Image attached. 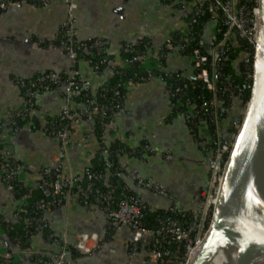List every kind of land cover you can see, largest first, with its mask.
I'll list each match as a JSON object with an SVG mask.
<instances>
[{
	"label": "crops",
	"instance_id": "obj_1",
	"mask_svg": "<svg viewBox=\"0 0 264 264\" xmlns=\"http://www.w3.org/2000/svg\"><path fill=\"white\" fill-rule=\"evenodd\" d=\"M74 1L76 37L79 40L105 39L106 53L113 59L112 65L120 66L127 65L120 57L122 42H135L144 37L156 53L160 47L166 48L171 35L186 33L194 3V0ZM64 18L65 9L61 3L45 7L22 3L0 11V143L7 156L21 163L18 177L26 186L36 187L39 171L59 152L58 139L45 133L43 127L56 118L65 105L62 85L39 91L34 108L13 134L6 127V118L24 106L16 79L32 78L49 70L68 77L74 69L75 63L56 44ZM214 33L215 22L207 20L201 29L202 40L208 43ZM76 65L80 79L87 82L91 90L102 85L112 73V65L96 72L82 58ZM164 70L180 72L185 79L195 77L192 57L178 50H171L166 55ZM125 89L123 105L112 115L103 134L106 142L118 141L124 149L119 156L120 180L151 209L169 206L182 211L197 209L208 187L209 151L198 146L181 112H172L162 79L153 77L144 82H129ZM71 107L79 110L85 105L72 99ZM92 123L86 117H77L71 122L68 163H64L62 169L65 175L71 173L81 177L97 152L99 144L91 129ZM224 128L221 122L222 132ZM202 133L199 131L198 136L203 137ZM141 141L152 150L140 148ZM136 148L140 150V156L135 153ZM167 153L172 155L171 159L166 158ZM133 174L153 181L161 189L138 185ZM21 200L0 181V221L11 219ZM44 218L59 241L47 242L41 233H37L30 249L56 252L62 241L74 248L85 238L88 247L98 241L96 250L77 257H72L68 251L69 264H155L150 246L153 235L143 236L138 250L130 254L131 230L112 229L109 233L108 219L103 212L97 207L82 205L75 197L45 211ZM2 237L6 236L0 224V248L6 253ZM14 250L11 248V252ZM0 264H33V260L29 256L20 259L19 263L0 259Z\"/></svg>",
	"mask_w": 264,
	"mask_h": 264
},
{
	"label": "built area",
	"instance_id": "obj_2",
	"mask_svg": "<svg viewBox=\"0 0 264 264\" xmlns=\"http://www.w3.org/2000/svg\"><path fill=\"white\" fill-rule=\"evenodd\" d=\"M248 2H252L248 5ZM22 3H30L35 7H45L53 3H61L65 9V18L60 26L61 36L57 39L56 44L60 46L74 64L80 58H78V50L82 48H94L98 53L103 51L105 48V41L101 38H87L82 42L75 41V29H74V10L76 9V3L74 0H0V11L6 10L10 7H16ZM208 15L209 20L214 22L221 21L225 26V32L223 33V40L214 43L212 40L208 42L210 45V54L213 57L211 63V70L205 67L207 61L206 56L202 55L198 49L193 50L194 68L197 69L196 78L199 79L205 86L206 89L211 91V98L203 99L200 108L207 115L210 123L215 128V138L211 142V138L199 137L196 141L198 146L203 151H209L210 157L208 158L207 165L209 168V181L208 187L212 190L214 184H218V181L223 173L224 166L227 162V158L237 131L239 129L241 120L238 118L233 128L234 132L230 133V137L223 135L221 130V118L218 112L219 109V98H216V91H219L215 85L216 80V69L214 63L219 57L225 59V48L224 39L231 36L232 34L237 35L240 39L246 41V48L244 50L243 62L246 66L244 73L243 85L236 84L233 87L229 83L223 86L224 92H230L233 100L238 99L244 89H248L249 92L252 86L253 80V62L255 56V50L258 41V20H259V7L258 0H194V3L190 9L188 16V30L189 25L195 23L201 16ZM235 28V30H232ZM188 31L182 33L185 38L184 41L189 39ZM213 39V38H212ZM205 43L200 38L199 44ZM207 43V42H206ZM166 48L170 50H181L184 48V44L181 41L176 45L168 39L166 42ZM122 51L130 56L132 61L143 60L146 61V57L143 53L138 52L134 49L132 43H125L122 46ZM216 55V59H215ZM126 60V59H125ZM99 62L105 64V66H111L113 59L106 53L99 55ZM128 61V60H126ZM99 62L93 63V68L97 69ZM147 62V61H146ZM140 65V64H139ZM159 77L164 80L163 76H158L148 71L147 80ZM16 83L20 88L21 94L24 98V106L20 111L15 114H11L10 117L6 118L7 122L15 123V117L24 118L29 115L35 105V96L40 89H56L62 85L64 89L65 105L59 111L57 115L58 123L56 126H50L46 128V133L49 136L55 137L59 141L60 149L54 159L49 165L44 166L39 171V180L36 183V187L39 189L41 197L37 200V209L42 212L47 211L50 206H60L65 201H69L72 197L84 206L97 207L103 214L110 220V225L113 229L117 230L120 228L130 229L132 234L128 245V251L130 254L136 252L139 248V242L143 236H155L162 233L169 234L174 240L178 242H184V247L189 248L192 243V232L195 231L194 222L197 220V210L194 209L190 213V224L187 229H184V221L180 218L167 217L161 222L158 229H151L142 226V219L144 216L143 204L141 199L138 197H123L118 201L114 202L109 192H103L99 187L94 184L95 180L102 179V174L89 173L86 177L85 184L80 180L79 177L73 176L71 173L64 174L62 169L64 163H68L67 148L69 144V134L71 122L77 117H86L89 121L94 122V112H99L101 116L107 114V109L102 106H93L92 110L88 107L75 110L71 107L72 95L81 91H90L87 82L80 79L79 72L76 68L72 69L69 76L62 80L61 76L54 71H47L37 74L32 78H18ZM128 82L126 81V84ZM125 84V85H126ZM168 97H174L176 93L180 91V87H167ZM114 95H119V90L115 89ZM220 92V91H219ZM250 94V93H249ZM248 101V100H247ZM247 101L244 103L247 104ZM121 104H116L113 107H122ZM193 106H191L192 108ZM13 115V116H12ZM181 115L185 120H189L192 111L181 112ZM206 123L207 120L205 119ZM205 135V134H204ZM211 145V147H209ZM145 150H152L148 145H144ZM103 153H107L103 150ZM139 153L140 150H139ZM167 159H171L170 153L166 154ZM21 169V163L9 162L7 155L0 143V181L6 185V187L14 191V185L12 181ZM132 178L138 185H141L150 189H161V187L153 181L147 180L141 177L139 174H133ZM106 183V181H104ZM177 207H173V211H176ZM19 218L18 213H14L11 219L17 220ZM23 222L29 223L34 222V229L37 233H41L46 227L47 223L43 218L27 219L23 218ZM203 224V223H202ZM86 239L82 238L78 241L77 246H74L81 254H90L96 250L98 241L96 240L92 247L86 246ZM67 242L62 241L59 249L56 252L51 251H40L34 249H20L15 248L11 253L29 255L32 258L33 264H69ZM170 251L161 248L154 249L152 257L155 264L164 263L165 257H169ZM10 256V253H3L0 248V259H6ZM177 264H182L179 261Z\"/></svg>",
	"mask_w": 264,
	"mask_h": 264
},
{
	"label": "trees",
	"instance_id": "obj_3",
	"mask_svg": "<svg viewBox=\"0 0 264 264\" xmlns=\"http://www.w3.org/2000/svg\"><path fill=\"white\" fill-rule=\"evenodd\" d=\"M252 2H248V5H251ZM209 20L208 15L201 16L195 23L189 25L188 36L189 39L184 41L185 38L180 33H175L169 37V40L173 45H176L181 41V44H184V48L178 51L183 54L190 55L192 57L193 65V50L198 49L200 53L206 56L207 61L205 62V67L208 71L211 70V63L213 62V57L211 56L209 50L210 45L208 43L199 44L201 38V29L203 24ZM225 26L221 23V21L215 22V33L212 41L217 43L223 40V33L225 32ZM58 36H61L60 28L58 32ZM58 37V39H59ZM96 38V37H91ZM100 38V37H97ZM103 39V38H102ZM86 40V39H85ZM105 40V39H103ZM75 41L82 42L84 40H79L75 36ZM125 43L130 42H122L120 47V57L124 58L127 61L126 66H120L117 64L112 65V73L110 77L93 90L90 91H81L72 95V99L78 103H82L85 107H88L92 110L93 106H104L107 109V114L105 116H101L99 112H94V122L92 123V131L95 135L99 148L93 158H91V163L87 165L84 169L83 174L80 180L85 184L86 177L89 173L102 174V179H97L94 181L96 187H99L101 191L109 192L113 201L116 202L120 198L123 197H138L141 199L134 191L129 189L124 185V182L120 180V168H119V156L121 152L124 150L122 145L119 144L118 141H108L106 142L104 139V130L106 124H108L112 115L119 110L120 107H111L116 104H123L124 94L126 92L125 84L126 81L129 82H144L147 81L148 71H151L155 75H160L164 77V83L166 87H180V91L176 93L174 97H170L171 109L172 112H190L192 111V115L189 120H185L188 124L189 130L194 135L197 140L200 136L199 131L203 132L201 136L203 138H211V142L214 140L215 136V128L212 123L208 120L207 115L200 108V104L203 99L211 98V91L205 88L204 84L196 78V76L192 79H185L182 77L180 72H168L164 70L165 66V58L166 55L171 51L170 49L160 47L156 53L153 48H150V42L147 38H140L138 41L131 42L134 49L138 52L143 53L147 57L146 61L137 60L132 61L130 56L125 54L122 51V46ZM247 44L244 39L238 38L235 34L224 39V48H225V59L221 57L214 63L216 69V85L218 90L220 91L219 97V109L218 112L220 114L221 122L225 123L226 119H228L229 112L234 109V105L240 103L244 105V103L249 98V90L244 89L242 95L233 100L231 98L230 92H224L223 86L229 83L231 87L236 84L243 85L244 81V73L246 71V66L243 62L244 50ZM153 50V51H152ZM152 51V52H151ZM106 54V47L103 48L101 53H98L94 48H82L78 50V58H82L87 61L91 67L93 63L99 62V55ZM140 64V65H139ZM76 63L73 68H76ZM103 68H105V64L99 62L97 69H92L96 72H100ZM50 71V70H49ZM47 72V71H44ZM195 75L197 73V69L194 68ZM39 74V73H38ZM36 76V75H35ZM62 80L67 78L66 75H60ZM48 89V88H45ZM119 90V95H114V90ZM40 89L39 91H41ZM38 91V92H39ZM37 92V93H38ZM35 106V105H34ZM191 106H193L191 108ZM16 112L12 113L15 114ZM11 115H9L10 117ZM13 116V115H12ZM28 117L26 115L24 118L15 117V123L7 122L6 127L8 131L13 134L16 132L26 121L25 118ZM207 120V123L205 121ZM49 123L43 127L44 132L46 133V128L50 126H56L58 123V119L53 118ZM2 124L0 123V130ZM235 130L233 126H229L225 124V128L223 129L224 133H233ZM205 134V135H204ZM201 138V137H200ZM143 147L145 145V141H141L140 143ZM211 147V145L209 146ZM103 150H106V155L103 154ZM136 150H138L136 148ZM133 153L132 151H130ZM138 152V153H137ZM137 156H140L139 150L135 151ZM9 162L20 163L19 161L13 159L11 156H7ZM106 181V183H104ZM12 184L14 185L13 195L16 199H23L20 202L18 208H15L14 213H18L19 218L17 220L12 219H4L0 221L1 227L3 228V233L7 237L13 248L27 249L31 248V242L33 236L37 234L34 229V222L25 223L23 222V218L34 219V218H44V212L37 209V200L41 197L40 191L37 187L26 186L20 178L17 176L14 177ZM143 204V212L144 216L142 219V226L158 229L161 225V222L164 221L167 217L180 218L184 221V229L189 227L191 218V211H182L177 209L173 211V207L169 206L168 208H155L151 209L149 206L141 199ZM52 207L47 208L49 210ZM108 219V218H107ZM109 224V233L113 232V228L110 225V220L108 219ZM41 235L45 238L47 242H55L59 241L57 236L52 234V231L47 227L41 232ZM192 235V234H191ZM151 250L161 248L164 250H169V257H165L164 263L171 262L173 264H177L179 261H182L184 258V242H178L174 240L169 234L162 233L154 236L153 242L150 244ZM69 254L72 257H77L82 255L78 250L73 247H67ZM32 259L31 257H29Z\"/></svg>",
	"mask_w": 264,
	"mask_h": 264
},
{
	"label": "water",
	"instance_id": "obj_4",
	"mask_svg": "<svg viewBox=\"0 0 264 264\" xmlns=\"http://www.w3.org/2000/svg\"><path fill=\"white\" fill-rule=\"evenodd\" d=\"M258 7V41L253 62L252 86L228 155L231 160L230 166L225 182L219 187L211 220V222L221 221L226 229L229 222L224 215V207L232 203L236 204L234 213L250 221L255 228L264 230V205L257 196L253 184L256 171H259L260 177L264 180V175L261 173L262 169L264 170V0H258ZM215 95L219 98L220 92L216 91ZM2 239L6 243L7 252L10 253L6 261L19 263L20 259L28 258L29 255L11 253L13 247L8 239L6 237Z\"/></svg>",
	"mask_w": 264,
	"mask_h": 264
},
{
	"label": "bare ground",
	"instance_id": "obj_5",
	"mask_svg": "<svg viewBox=\"0 0 264 264\" xmlns=\"http://www.w3.org/2000/svg\"><path fill=\"white\" fill-rule=\"evenodd\" d=\"M257 22L259 24V20ZM230 162L229 157L224 177H220L210 203L217 202L218 190L225 182ZM258 172H255L253 184L264 205V180ZM261 173L264 175L263 169ZM235 207L232 203L224 207L228 229L219 220L211 222L203 238L189 250L186 264H264V230L255 228L250 221L234 213Z\"/></svg>",
	"mask_w": 264,
	"mask_h": 264
},
{
	"label": "rangeland",
	"instance_id": "obj_6",
	"mask_svg": "<svg viewBox=\"0 0 264 264\" xmlns=\"http://www.w3.org/2000/svg\"><path fill=\"white\" fill-rule=\"evenodd\" d=\"M237 36V35H236ZM238 37V36H237ZM239 38V37H238ZM245 105H242L240 103H238L237 105H234V109L232 108V110H230L229 112V116L228 119H226V121H224L225 123H223L224 127L225 124L227 125H234V122L240 118L239 120H241L242 116H243V112L245 110ZM223 135H227L226 137L229 138L230 137V133H224ZM229 158V157H228ZM228 161V160H227ZM227 167V162L224 168V172L222 173L221 176L224 177V173ZM218 184H214L212 190L210 189V187H207L203 198L201 200V203L199 205V207H197V220L194 222V228L195 231L192 232V243L190 244L189 248H185V252H184V258L182 259V264H186L187 262V255L189 250L196 245V243H198L204 236L206 230L208 229V227L210 226L211 220H212V215H213V208H214V204L210 203L209 200L212 196H214L215 194V190ZM192 222V221H191ZM203 223V224H202ZM244 254V253H243Z\"/></svg>",
	"mask_w": 264,
	"mask_h": 264
}]
</instances>
